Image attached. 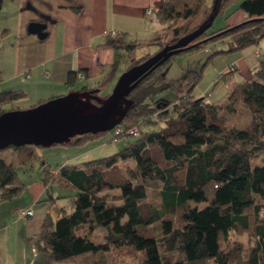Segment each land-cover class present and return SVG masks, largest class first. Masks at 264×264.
Instances as JSON below:
<instances>
[{"label":"trees","instance_id":"obj_1","mask_svg":"<svg viewBox=\"0 0 264 264\" xmlns=\"http://www.w3.org/2000/svg\"><path fill=\"white\" fill-rule=\"evenodd\" d=\"M233 3L245 16L242 22L217 32L207 29L179 53L225 40L231 43L226 53L258 47L264 39V0H164L152 14L161 27L159 39L163 30H171V36L157 52L206 25L213 14L222 16ZM192 20L198 23L177 25ZM137 46L124 45L128 69L153 56L136 59ZM256 51L259 64L252 79L235 82L233 68L216 78L214 84L221 80L226 90L223 103L191 95L203 75L201 70L184 74L186 91L172 111L165 100L149 106L147 99L165 81L170 61L179 53L173 55L140 80L128 96L131 109L110 131L109 143L123 138H134L133 142L109 157L53 171L44 168L46 194L55 185L60 198L70 197L71 208L69 212L61 208L56 219L50 215L44 219L40 251L47 256V264L76 260V264H101L98 255L106 253L113 264L115 256L131 253L141 256V264H264V162L253 165L264 153V54ZM80 73L84 80L82 72L68 73L70 88ZM108 77L98 84L97 96ZM165 88L175 87L167 83ZM25 98L23 91H1L0 114L6 112L4 106H11L8 111L24 110L13 106ZM236 105L250 112L246 129H228L222 118L223 113H234ZM141 126L159 127L143 132ZM134 127L138 130L135 137L127 134ZM116 128L120 134L114 142ZM102 134L77 136L62 146L100 145ZM37 148L42 149L7 148L18 153V160L14 164L0 159V201L22 192L17 169H28ZM126 162L134 166L122 168ZM193 203L207 206L199 210ZM98 229L105 231L101 243L93 239ZM231 232H247L253 240L250 248L245 251L236 244L223 249Z\"/></svg>","mask_w":264,"mask_h":264},{"label":"crops","instance_id":"obj_2","mask_svg":"<svg viewBox=\"0 0 264 264\" xmlns=\"http://www.w3.org/2000/svg\"><path fill=\"white\" fill-rule=\"evenodd\" d=\"M163 1L2 0L0 92L23 91L31 107L74 90L66 83L69 72L86 75L84 80L76 82L81 84V88L97 90L98 84L107 75L109 77L103 88L113 84L119 75L118 68L127 60L125 44L159 49L156 40L161 27L153 14L146 16V11L155 12ZM244 18L240 11L230 18L231 23L226 26L236 25ZM31 23L45 24L47 37L40 40L36 35L29 34ZM111 31L118 32L119 36L111 39ZM257 49H260L259 46L251 52L227 53L230 55L224 63H217L218 74L233 68L243 74L244 81L249 80L259 64V58L254 55ZM182 71L185 74L193 70ZM181 88V95H184L186 87ZM98 146L92 144L84 149L74 148L75 152L63 158L62 166L71 164L67 162H78ZM59 147L64 149L69 146ZM13 155L12 162L16 164L18 153L13 151ZM35 159L39 160L34 150L31 165L22 169L24 177L18 175L24 185L22 192L10 200L0 201V264H47V256L40 251L41 226L47 215L56 219L61 208L56 206L58 198L52 190L49 196L46 194L43 184L45 167L38 168L35 173L32 171ZM23 210H31L33 215L22 217L19 211Z\"/></svg>","mask_w":264,"mask_h":264},{"label":"rangeland","instance_id":"obj_3","mask_svg":"<svg viewBox=\"0 0 264 264\" xmlns=\"http://www.w3.org/2000/svg\"><path fill=\"white\" fill-rule=\"evenodd\" d=\"M238 8L237 3L231 4L227 12L223 17L218 15L216 18H214L212 22V26L209 28V32H217L220 29H223L226 27V25L230 24L229 22L230 18L239 13L240 11H235ZM233 13V14H232ZM198 21L192 20V21H180L177 25H186V24H197ZM171 36V30H163L160 33V39L156 40V45L160 46L163 45L164 42H166ZM230 42L223 41V42H215L210 43L204 48H201L199 50L190 52V53H179L178 55L174 56L172 60L170 61V66L167 70L166 79L164 82L160 83L155 91L154 94H152L146 101V103L149 106H154V103L160 100H165L171 103V106L169 107V110L172 111V105L176 102H180V100L184 97V95H181L182 88L184 89V82L183 77L184 74L182 73V69H189L193 70L195 72H200L203 70V75L201 76V79L196 84L195 88L192 91V96L199 98V97H205L206 100L210 103H223V96L225 94V88L223 87V83L221 80L217 81L216 84V78L218 77V64L224 63V60L228 58L226 51L229 50ZM261 54H264V39H262L259 44ZM256 49V46H251L250 48L246 49V52H251ZM158 48L152 46H137L134 51L133 55L136 59L144 57L146 55H154L157 53ZM225 51V52H224ZM245 53V52H244ZM243 53V54H244ZM220 57H217V56ZM222 55V56H221ZM212 56H215L212 58ZM211 57V58H210ZM210 58V59H209ZM124 61L117 70V74L119 76L125 72L128 69V66L130 65V61L128 58ZM219 62V63H218ZM218 63V64H217ZM186 72V71H185ZM236 76V77H235ZM234 78L236 79L235 82H242L245 78H243V74L238 73V71H235ZM116 79V81H117ZM252 79V78H250ZM249 79V80H250ZM116 81L113 84L107 85L105 88H103L99 93V97H105L107 96L112 88L114 87ZM248 81V80H247ZM171 84L174 86V89L171 88H165V84ZM183 83V84H182ZM183 85V86H182ZM75 91L78 89H81V84H76L73 88ZM66 95V94H65ZM182 96V97H181ZM31 102L27 99L18 101L14 104L13 107H19L20 109H26L30 107ZM11 106H4L3 109L8 111ZM222 118L225 120L226 127L228 129H246V127L249 124L250 121V112L248 109H245L241 105L235 106V112L234 113H223ZM159 127V126H158ZM157 126L154 127H146L141 126V131H157ZM111 138L110 132L104 133L101 135L100 140V146L90 151L88 154L84 155L81 160L78 162H67L71 163L72 165H80L85 162L109 157L122 149L127 145V143L133 142L134 138H123L119 140L117 144L109 143V140ZM67 148V149H66ZM89 149V148H88ZM71 150V151H69ZM74 148L71 147H65L64 149L59 146H53L50 148H42V149H35V152L38 155L39 160L35 159L32 163V171H35L38 168H50L52 170L57 169L63 165V158L68 157L70 155V152H75ZM68 155V156H67ZM13 151L11 149H4L0 151V159H4L7 162H12L13 160ZM69 159V158H68ZM41 160V161H40ZM72 161V160H69ZM264 162V153L260 156V159L255 161L253 165H261ZM42 164H44L42 166ZM69 164V165H71ZM122 168H130L133 167L134 164L132 162H126L124 164L120 165ZM125 168V169H126ZM31 171V172H32ZM17 173L19 177L21 178L23 176V170L17 169ZM24 177V176H23ZM24 179V178H23ZM51 190L54 193L55 197H57V203L56 206L59 208H64L67 212L70 211V197L65 196L63 198H60V195L58 193V189L55 185H51ZM112 194H117V191H114ZM71 196V195H70ZM194 206H197L199 210L204 209L207 204L206 203H199L195 204ZM105 231L102 229H98L94 234V241L96 243H101L104 240ZM227 243L223 244V249L228 248L231 245L240 244L242 246V249L247 251L251 244L252 239L250 238V235L247 232H241V233H235L231 232L228 235ZM115 255V254H114ZM98 260L101 264H113V258L109 253L106 254H99ZM115 264H141V256L137 253H131L126 256H115ZM96 260V258H95ZM79 260H76L73 262V264L78 263ZM214 264V263H212Z\"/></svg>","mask_w":264,"mask_h":264},{"label":"water","instance_id":"obj_4","mask_svg":"<svg viewBox=\"0 0 264 264\" xmlns=\"http://www.w3.org/2000/svg\"><path fill=\"white\" fill-rule=\"evenodd\" d=\"M214 18L213 14L206 25L127 69L105 98L96 95L98 90L72 91L29 109L1 113L0 151L24 146L50 148L68 144L77 136L110 132L131 109L133 102L128 96L140 80L209 29ZM45 29V24L31 23L28 33L43 40L47 37Z\"/></svg>","mask_w":264,"mask_h":264},{"label":"built area","instance_id":"obj_5","mask_svg":"<svg viewBox=\"0 0 264 264\" xmlns=\"http://www.w3.org/2000/svg\"><path fill=\"white\" fill-rule=\"evenodd\" d=\"M146 16H148V17L152 16V11H151V10H147V11H146ZM118 36H119V33L116 32V31H111V32H109V37H110L111 39H115V38H117ZM255 54L257 55V54H258V51H256ZM84 77H85V76H84L83 74H81V73L78 74V79H79V80L83 79ZM119 134H120V129L116 128V129H115V133H114L115 137H114V139H113L114 142L116 141V138H117V136H118ZM127 134L130 135V136L135 137V136L138 135V130L134 127V128H132V129H130V130L127 132ZM19 215L22 216V217H29V216H32V215H33V212H32L31 210H23V211H19Z\"/></svg>","mask_w":264,"mask_h":264}]
</instances>
